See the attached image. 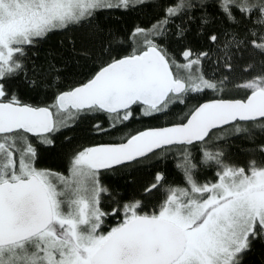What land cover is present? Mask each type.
<instances>
[{
    "label": "snow or ice",
    "instance_id": "6c2138e0",
    "mask_svg": "<svg viewBox=\"0 0 264 264\" xmlns=\"http://www.w3.org/2000/svg\"><path fill=\"white\" fill-rule=\"evenodd\" d=\"M149 6L158 5L0 0V264H244L253 244L264 242V160L238 166L209 146L213 130L228 125L236 134H264V0H170L153 24L132 30L129 54L120 55L123 41L111 34L98 50L83 49L96 66L70 87L59 83L67 64L54 63L56 54L44 64L29 56L52 33L92 27L104 12ZM193 26L209 46L184 48L181 63L162 41L170 33L186 39ZM241 61L248 78L236 83ZM231 85L247 94L224 98ZM20 87L51 93V102L28 103ZM208 91L219 98L189 108L178 123L74 152L68 177L36 166L32 137L51 146L55 133L85 119L97 134H110ZM174 148L183 184L169 185L157 173L145 189L163 190L152 212L141 200L122 201L101 179L103 171ZM258 151L264 156V145ZM204 169L213 179L201 180ZM103 198L112 202L107 210ZM108 217L117 222L105 231Z\"/></svg>",
    "mask_w": 264,
    "mask_h": 264
},
{
    "label": "trees",
    "instance_id": "16d2710c",
    "mask_svg": "<svg viewBox=\"0 0 264 264\" xmlns=\"http://www.w3.org/2000/svg\"><path fill=\"white\" fill-rule=\"evenodd\" d=\"M156 7H142L127 12H104L99 15L97 21L92 27L85 25L75 31L55 32L42 41L35 49L29 51V56L35 60L37 64H44L47 59H52L50 53H54V63L57 65L67 64V68L62 69V76L59 81L61 86L70 87L75 83L82 81L85 74L90 68L96 65L91 62L83 49H99L101 43H108L110 34L118 35L123 41L121 44L120 55H127L132 51L134 41L130 37V33L137 26H150L159 17L163 15V7L170 3V0H154ZM179 23V21H177ZM96 25L101 26L98 30ZM175 31V28H172ZM170 54L175 56L176 60L182 61L181 51L190 47L195 51H202L208 48V41L205 36L199 35L196 27L193 26L191 32L187 34L186 39L177 40L169 34L167 39L162 41ZM74 45V47H73ZM113 43V47H115ZM75 48V50H74ZM35 53L33 56L32 53ZM84 57V58H81ZM30 63V61H29ZM87 63V67H85ZM210 65L205 64V72H209ZM243 61L237 67L234 76L236 83H242L248 76L243 73ZM210 74V73H209ZM19 84V80L13 82L15 88ZM21 97L28 103H50L48 95H39L28 92L25 88L18 89ZM247 94L246 90L238 88L235 85L229 86L224 93V98H243ZM219 98L218 94L208 91L195 98L189 99L187 106L179 105L170 109L167 115H162L159 119H140L130 123L127 128L120 131H114L110 134H97L91 128L93 121L82 120L75 127H69L63 131L57 132L52 137L54 143L51 146L40 145L35 137L32 142L37 146L39 152V160L37 167L41 169L51 170L54 173L66 175L70 169V160L74 152L87 147H93L103 144H114L121 142L125 137L138 131L154 129L159 127L170 126L180 122L189 108L203 103L205 101ZM264 145V134L255 136L242 135L237 138L227 137L209 141L210 147H221L226 154V160L238 166H247L250 159H256L258 162L264 160V156L260 154L258 148ZM199 148V145H197ZM194 153L199 154L196 149ZM179 149L174 148L171 152L163 153L158 157L151 156L140 162H133L128 166H119L106 175L103 171L104 185L110 191L120 198L122 201L130 199L141 200L144 205L145 212H152L158 209L159 203L163 199L161 189L152 190V193L146 194L145 189L155 183V174L162 173L165 181L169 185H182L183 178L177 170L176 163L179 157ZM108 176V177H107ZM201 180L213 179V172L208 169L200 171ZM107 177V178H106ZM111 201L107 198L102 199V207L107 210L111 207ZM116 220L108 217L104 224L105 231L116 224ZM244 264H264V242H255L251 252L244 258Z\"/></svg>",
    "mask_w": 264,
    "mask_h": 264
},
{
    "label": "rangeland",
    "instance_id": "374dc122",
    "mask_svg": "<svg viewBox=\"0 0 264 264\" xmlns=\"http://www.w3.org/2000/svg\"><path fill=\"white\" fill-rule=\"evenodd\" d=\"M214 131V135H213V138L211 141H216L217 139H223V138H226L227 137H233V138H237L239 136H242V135H246L244 133H241V134H236L235 133V130L232 128V126L228 125L226 127H223V128H220V129H215L213 130ZM200 147V146H199ZM158 153H159V150H158ZM158 155H161V154H158ZM158 155H152V156H156L158 157ZM71 167V166H70ZM106 175H109L108 173H110L109 171H105L104 172ZM59 174V173H58ZM104 175V174H103ZM102 175L101 179L102 181L105 179V177ZM157 173L155 174V177H156ZM64 177H68L69 176V171L66 175H63ZM108 177V176H107ZM106 177V178H107Z\"/></svg>",
    "mask_w": 264,
    "mask_h": 264
},
{
    "label": "water",
    "instance_id": "95a60500",
    "mask_svg": "<svg viewBox=\"0 0 264 264\" xmlns=\"http://www.w3.org/2000/svg\"><path fill=\"white\" fill-rule=\"evenodd\" d=\"M206 102V101H205ZM171 126V125H170ZM224 127H226V126H224ZM104 145V144H103ZM98 146V145H97Z\"/></svg>",
    "mask_w": 264,
    "mask_h": 264
},
{
    "label": "bare ground",
    "instance_id": "6f19581e",
    "mask_svg": "<svg viewBox=\"0 0 264 264\" xmlns=\"http://www.w3.org/2000/svg\"><path fill=\"white\" fill-rule=\"evenodd\" d=\"M119 167V166H118Z\"/></svg>",
    "mask_w": 264,
    "mask_h": 264
}]
</instances>
